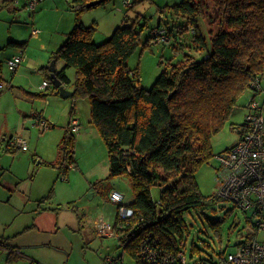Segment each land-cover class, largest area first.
Masks as SVG:
<instances>
[{"label":"trees","instance_id":"16d2710c","mask_svg":"<svg viewBox=\"0 0 264 264\" xmlns=\"http://www.w3.org/2000/svg\"><path fill=\"white\" fill-rule=\"evenodd\" d=\"M93 1L97 0L72 1L74 26L51 53L49 63L63 62L56 75L65 86L70 83L65 71L75 69L70 99L74 105L78 98H88L90 122L106 146L109 175L94 182L92 189L106 196L112 178L126 176L131 183L134 198L124 205L133 214L121 220V205H116L113 227L118 246L133 264H160L146 261L140 252L142 242L155 241L161 251L175 256L182 250L184 213L209 200L217 202L214 196L202 195L195 173L214 156L212 139L229 122L243 94L251 91L255 80L261 83L264 0L217 1L216 18L209 20L210 48L198 24L208 15V0H181L173 5V15L187 26V30L179 28V34L190 31L191 42L204 55L196 58L184 54L182 60L161 73L150 89L135 83L136 73L127 65L140 45L146 19L138 15L129 23L123 20L110 38L96 44L94 24L84 25L81 16L96 7H88ZM100 1L99 5H104L112 0ZM158 28H164L166 36H174L170 27L160 24ZM151 34L143 47L155 42L156 36ZM9 44L23 48L26 42ZM40 71L49 80V66ZM241 127L243 124H231L238 134ZM57 149L59 161L49 165H58L59 175L66 176L76 163L75 136L67 127ZM7 151L13 150L7 146ZM154 186L161 188L158 200L151 196ZM67 207L72 209L74 204L68 203ZM247 218L253 225L250 216ZM217 222L211 226L220 235ZM106 264L116 261L106 259Z\"/></svg>","mask_w":264,"mask_h":264},{"label":"rangeland","instance_id":"374dc122","mask_svg":"<svg viewBox=\"0 0 264 264\" xmlns=\"http://www.w3.org/2000/svg\"><path fill=\"white\" fill-rule=\"evenodd\" d=\"M17 1V4L14 3L10 10H7L4 21L7 23V31L11 32L9 35L26 41L27 45L24 49L15 51L16 54L24 51L25 59L12 78V73L6 66L12 50L0 51L2 62L0 82L3 83V87L0 88V213L3 211L8 213V222L11 220L18 222L20 220L18 210L25 208L27 211L35 208L43 197L47 200L41 205L61 209H65L64 206L73 201L80 207L79 213L87 228H84V234L88 239L83 241L81 252L99 253L94 250L102 246L103 251L99 254L105 258L116 259V264H133L123 248L118 246L115 236L101 238L89 231L91 228L95 229L99 221L112 226L116 216V204L97 194L90 183L108 177L109 164L106 146L96 127L90 122L88 98H78L73 105L70 98H62L53 86L47 90L42 85L45 78L40 71L41 66L50 65L52 51L62 44L60 43L62 33L67 29L71 19L74 20L71 7L73 0H45L39 3L34 11L23 6L24 0ZM180 1L112 0L85 11L81 15L82 23L84 22L86 26L94 24L96 29L93 41L100 44L110 38L114 29L123 20L129 23L138 15L143 16L147 26L141 35L140 45L129 57L127 65L134 74L136 73L135 83L150 89L161 73L182 60L184 54H191L196 58L204 55V51L195 48L191 42L192 36L190 31H186L187 26L183 19L175 17L172 13V6ZM217 1L222 0H208L210 6L208 15L200 18L198 22L209 48V20L216 18ZM160 24L170 27L172 35L174 34L172 37L169 35L171 43L151 41L147 47H143L149 34ZM182 27L186 30L179 34L178 30ZM34 29L36 33H33ZM28 59H31L30 62L38 61V64H41H37L35 68L31 67L32 63H28L27 66ZM62 66L63 62H55L56 69ZM66 71L72 85L75 80V69L69 68ZM261 84L264 88V68ZM65 88L69 92L73 90L70 86ZM250 94L249 90L243 94L229 122L213 137L211 143L214 156L195 173V180L204 197L214 196L218 192L216 169L219 163L215 156L236 142L237 133L231 129V124L237 127L243 124L245 106ZM73 107L75 111L73 115L80 122V129L92 127L97 134L94 132V135L80 142L75 138L74 157L77 166L76 169L70 168L66 176H63L59 175L58 165L49 164H56L59 161L57 146L72 117L70 112ZM38 113L41 115L40 122L33 116ZM42 123L52 127L44 129ZM19 136L27 141L28 150L25 152L10 143ZM74 136L77 137V134ZM7 146L13 151L8 152ZM38 161H41L40 164H37ZM81 169L82 172L79 171ZM110 184L112 189L123 196V204L133 201V189L126 176L114 177ZM160 191L159 186L151 188L154 200L159 199ZM247 216L249 214L234 209L230 203L210 200L202 207L191 208L184 213L182 251L187 264L200 262L212 264L219 260L221 253L233 250L240 239H245V236L254 231ZM216 221H219L217 223L220 235H217L211 226V223ZM257 238L264 242V231L259 232Z\"/></svg>","mask_w":264,"mask_h":264},{"label":"built area","instance_id":"2783aa9c","mask_svg":"<svg viewBox=\"0 0 264 264\" xmlns=\"http://www.w3.org/2000/svg\"><path fill=\"white\" fill-rule=\"evenodd\" d=\"M43 1L45 0H25L26 7L31 11ZM36 32L34 29L33 33ZM151 33L157 34V36L153 34L156 36L155 42L170 41L164 28H155ZM24 59V51L13 56L6 62L8 71L15 73ZM42 85L47 90L52 87L49 80L43 81ZM251 87L252 94L245 106L246 115L238 141L215 156L219 163L216 169L219 186L213 198L217 202L230 203L234 209L249 214L254 231L245 236V239H240L233 250L224 252L221 260L212 264H264V242L257 238L258 233L264 231V101L259 99L261 97L264 100V89L259 80L252 82ZM42 124L44 129H47L46 123ZM79 126L78 119L72 116L66 127L72 133H77ZM10 143L23 152L28 150L27 141L21 136ZM109 200L121 205L118 209L121 220L133 214L132 210L123 204V196L118 191L112 190L109 193ZM95 232L99 237L116 236L113 225L105 224L103 221L96 223ZM140 247V252L146 261L160 264L178 262L187 264L182 250L173 256L161 251L155 241L151 243L150 239L142 242Z\"/></svg>","mask_w":264,"mask_h":264},{"label":"crops","instance_id":"0c3cea01","mask_svg":"<svg viewBox=\"0 0 264 264\" xmlns=\"http://www.w3.org/2000/svg\"><path fill=\"white\" fill-rule=\"evenodd\" d=\"M14 3L17 4L18 1L0 0V51L8 49L12 50V54L11 56H9L7 61L13 56L17 55L15 53L16 49H20V46L11 45L9 44V42H26L21 39L13 38L12 35H9L11 34V32L7 31V23L6 21H4V16L7 15V10L9 11L11 5H14ZM23 6H26L25 0ZM73 26L74 20L71 19V21L67 25V29L64 30V33H62L63 37L60 43L64 41L66 34L72 30ZM6 35L8 36L6 37ZM26 45L23 47V49L26 47ZM30 60L31 59L27 60V66L28 63H32L33 66L31 67L35 68V66L39 63L38 61L30 62ZM0 63L2 66L1 61ZM42 67L45 66H41V68ZM60 69H56V71H59ZM15 73H12L11 78ZM65 74L68 77L67 71H65ZM68 79L70 81L68 86H70V89L72 90L73 85H71V79L69 77ZM45 80L46 79H44L43 81ZM1 83L2 82H0V88L3 87L1 86ZM259 99L261 101H264L263 98L259 97ZM70 113L73 117H75L73 115L75 113L74 110ZM33 116L37 117L38 121L40 120L41 115L39 113L33 114ZM80 127L81 125L79 126V130L76 133L77 137L75 136L76 140H78L79 142L84 141L89 136L94 135V132H96L97 134V131H95V129L93 131L92 127H84L83 130H81ZM236 133L237 142L239 139V134L238 131H236ZM76 166L77 165L75 163L71 167V169H76ZM79 171L82 172V169ZM90 183L93 184L94 182ZM112 188L113 187L110 184L109 190L106 191V196L104 189H101L102 192H104V195L101 194V196L109 200V193L112 190H115ZM96 193L100 194L98 192ZM45 200L47 199L43 197L40 201L37 202L35 208H32L31 210L26 211L25 208L18 210V218H20L18 222H15V220H11L8 222V213L4 211L0 213V264H106V259L109 258H105V256H102V254H99L103 251L102 246L98 247V250H94L95 252L99 251V253H88V251H85L83 253L81 252L83 241L87 240L88 236L84 234V228L86 227L84 226V221L79 213L80 207H78V205L73 201L72 203L74 204V208L72 209L68 208L67 206H64L65 209H61L59 207L41 205L45 202ZM8 228H10L11 230H8ZM89 231L90 233H94L97 236L95 229L91 228L89 229ZM89 254L91 255L89 256ZM114 260L117 261L116 259Z\"/></svg>","mask_w":264,"mask_h":264},{"label":"water","instance_id":"95a60500","mask_svg":"<svg viewBox=\"0 0 264 264\" xmlns=\"http://www.w3.org/2000/svg\"><path fill=\"white\" fill-rule=\"evenodd\" d=\"M100 0L93 1L88 3V7L97 6L100 4ZM49 81L51 85L57 90V93L62 98H70L72 95V92H69L66 90L65 85L62 84V82L58 79L56 75V68H55V62L52 61L49 65ZM40 161L37 162L39 164Z\"/></svg>","mask_w":264,"mask_h":264}]
</instances>
